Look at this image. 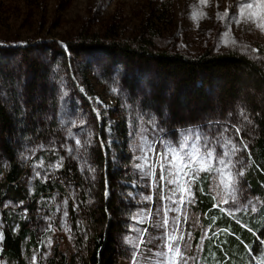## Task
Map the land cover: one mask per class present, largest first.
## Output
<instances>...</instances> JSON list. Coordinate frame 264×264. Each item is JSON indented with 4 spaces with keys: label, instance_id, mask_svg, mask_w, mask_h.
Instances as JSON below:
<instances>
[{
    "label": "rangeland",
    "instance_id": "374dc122",
    "mask_svg": "<svg viewBox=\"0 0 264 264\" xmlns=\"http://www.w3.org/2000/svg\"><path fill=\"white\" fill-rule=\"evenodd\" d=\"M234 3L235 0H203V2L202 0H0V69L9 67L19 75L15 65L22 56L13 54L11 50L6 51L4 47L18 45L17 41L27 37L31 38L29 42L31 44L43 39L47 43L63 45L66 40L72 43L74 49H78L82 42L81 34L90 35V32H94L101 35L102 28L106 27L116 32L119 40L115 41L130 43L132 38L142 34L140 26L148 19H153L154 24L150 23V28L142 35L151 38L157 49L179 51L191 57L203 51L234 52L264 64V32L255 25L232 24L228 36H223L228 29L217 18V13H223L225 9L230 13L235 11L232 7ZM44 12L45 17H42ZM233 40L237 46L233 47L231 43L226 46L225 42ZM54 43H49L52 49H56ZM84 43L86 47L82 51L67 52L66 55L70 56L67 62L69 70L59 79L58 110L55 115H46L45 128L33 137V146L39 154L33 171L42 175L44 179L45 176L53 178L61 184L63 192L53 193L51 202L55 210L52 214H37V222L33 223H36L40 244L34 245L31 236H28L23 243L21 256L25 264H33V257L36 258L35 264H37L39 257L50 256L55 247L70 256L73 253L72 245L64 230L63 219L64 213H68L71 209L78 220L88 224L92 230L96 229L97 220L89 214V201L81 197L83 193L81 177L88 174L90 182L98 185L96 174L101 170L96 163L100 161L102 155L104 165L111 164L112 167L123 170V179L119 181L129 187L122 196L128 206L126 213L120 215L125 225L123 230L114 236L119 251L116 264H132L134 250L131 245L125 243L124 238L138 236L137 232L131 231L133 227L149 229L148 243L142 248L140 259V264H147L143 256L149 255L148 248H153L155 251L154 245L160 242L158 238L162 230L155 226L158 219L155 215L151 222L146 221L144 224H137L133 216L141 209L148 208L155 213L157 208L169 203L164 198L171 195L170 189L174 186L159 181V167L156 168L155 184L150 178L141 179V173L135 168V164L140 161L133 159L134 156L140 155L138 145L142 142L141 138L146 136L148 141L155 142V147L160 152L166 151L169 146L176 147L184 143L186 138L189 144L196 143L197 135L202 140L209 141L217 152L221 151L220 145L231 141L240 149L236 159L244 161L245 172L248 161L244 145L248 147L247 137L251 133L250 126H253L252 118L249 117V109L242 105L241 99L229 105L225 103L227 100H223L219 91L207 85L204 89L213 92L211 95L208 93L211 97L209 104L203 106L193 101L188 105L180 104L175 98L179 93L175 79L159 73L155 63L141 61L135 54H123L120 49L109 52L89 41ZM253 48L258 51H252ZM139 73L141 79L137 82V89L151 91L154 96L163 87L169 88V92H174L168 109H165L164 116L167 120L162 118L161 121L159 117L158 120L155 117L153 120L144 118L141 120L139 116L138 118L136 115L133 116L130 105L125 101L128 92L124 80L127 77L135 79ZM198 81L197 79L195 82ZM1 95L4 96L2 89H0V97ZM165 99L168 100L167 95ZM157 104L152 102L153 106ZM94 110L102 114L101 120H97ZM235 124H239L238 128L245 136L238 138L236 133L233 134ZM154 125H158L155 131ZM165 125L171 126V132ZM132 132H135V135L130 136L129 133ZM77 139L82 143L87 142V148L78 147ZM109 140L112 141L111 146L102 149L101 141ZM85 159L96 169L94 173L86 170ZM102 172H104L103 166ZM93 175H96L94 180L91 179ZM203 175L208 176V192L215 202L219 203L226 194L214 187L219 182L218 178L214 180L209 173H200V178ZM133 182L136 183V187H133ZM197 182L192 186L194 201V188ZM180 183H184L183 178ZM239 187L241 191L238 204L220 203V205L226 211L237 207L258 211L262 198L258 193L251 191L244 175L239 178ZM181 194L182 191L177 192L176 199H179ZM146 195H151L152 201L145 202L143 197ZM195 205V202L190 203L182 209L186 214L187 222H184L182 216L180 228L185 233L186 239L187 233L192 234V239L189 241L191 247L185 254L194 259H190L188 264H204L200 260L201 251L197 250V245L207 228L202 225V215L196 210ZM2 209L0 207V233L4 228ZM160 215L162 216L163 212ZM174 215L176 213L170 212L169 218ZM0 264L13 263L5 256H1Z\"/></svg>",
    "mask_w": 264,
    "mask_h": 264
},
{
    "label": "trees",
    "instance_id": "16d2710c",
    "mask_svg": "<svg viewBox=\"0 0 264 264\" xmlns=\"http://www.w3.org/2000/svg\"><path fill=\"white\" fill-rule=\"evenodd\" d=\"M42 17H45V12ZM150 23L154 24L153 19L145 20L140 26L142 34L150 28ZM102 29L100 36L94 32H90V35L80 33L82 42L78 49H74L72 43L66 40L63 45L49 42L54 43L56 49H52L43 39L31 44L30 37L17 41L18 45L13 47H4L6 51L11 50L22 57L15 65L19 75L9 67L0 69V89L4 92V96L0 97V207L3 208L1 214L4 221L0 257L5 256L13 264H25L21 249L26 238L31 236L34 245L40 244L36 223H33L37 222V214H52L55 207L51 197L55 192H63L61 184L53 178L44 179L33 171L39 154L32 141L45 128L46 115H55L58 110L59 79L69 70L67 62L70 56L66 55L67 52L82 51L86 47L84 42L89 41L106 51L120 49L123 54H135L141 61L155 63L159 73L175 79L179 90L175 98L180 104L188 105L192 101L203 106L209 104L213 92L204 89L207 85L219 91L223 100H227L225 103L232 105L241 99L242 105L249 109L253 126H250L251 133L247 137L248 167L244 178L251 191L261 196L262 203L256 212L240 209L230 214L229 211L221 212V205L212 208L216 202L208 192V176L203 175V182L199 180L194 188L195 208L201 213L202 225L207 228L209 236L220 229L223 231L218 237H213L214 246H210L212 240L204 241L200 260L204 264H225L227 254L226 264H264V252L261 251L264 249L261 243L264 241V64L234 52L203 51L191 57L179 51L157 49L151 38H145L142 34L132 38L130 43L115 41L119 39L112 28ZM140 75L124 80L128 92L125 101L136 118L142 116L153 120L155 117L158 120L159 117L163 121L162 118H166L165 109L174 92L163 87L154 96L151 91L137 89ZM195 79L199 80L198 83ZM218 80L220 82L217 83ZM166 95L168 100L165 99ZM152 102L158 104L153 106ZM165 126L171 132V126ZM238 127L239 124L233 126V134L241 138L245 135ZM103 163L101 155L96 163L101 170L96 174L98 185L90 182L88 174L81 177V197L89 201V214L97 220L96 229L92 230L75 217L73 209L69 210L63 222L73 253L67 256L55 247L50 256L39 257L37 264L117 263L119 251L114 236L125 225L120 215L128 210L122 196L129 187L119 181L123 179V170ZM106 179L109 195L104 198ZM10 207L14 208L13 211ZM209 228L211 231H208ZM221 241L227 243L221 244ZM245 245L253 249L251 258ZM221 248L225 251H220Z\"/></svg>",
    "mask_w": 264,
    "mask_h": 264
},
{
    "label": "snow or ice",
    "instance_id": "6c2138e0",
    "mask_svg": "<svg viewBox=\"0 0 264 264\" xmlns=\"http://www.w3.org/2000/svg\"><path fill=\"white\" fill-rule=\"evenodd\" d=\"M203 2V0H202ZM235 11L229 12L225 9L223 13H217V18L224 23V27L228 29L223 33L224 37H227L231 31V25L236 24L237 26L241 23L253 24L256 28L264 32V0H235L232 5ZM226 46L231 43L233 47L237 46L233 40L231 42H225ZM252 51H258L253 48ZM115 90V89H114ZM96 111L97 120H101L102 114L98 110ZM142 120L143 117L141 116ZM151 123V120L149 121ZM158 129V125H154L153 130ZM110 131V129H108ZM163 131V129H159ZM226 131V130H225ZM239 133V129H237ZM130 136L135 135V132L129 133ZM223 135V133H221ZM187 139L184 143L177 145L176 147L169 146L166 151L160 152L155 147V142L148 141L146 136L141 138V143L138 145L140 155L134 156L133 159L140 161L135 164V168L141 173V179L150 178L152 183H156L155 175L156 168L160 169L159 181L163 184L166 182L174 187L170 189L171 195L165 197L169 203H165L162 208H157L155 213L151 208L147 210L141 209L138 214L133 216V219L137 224H144L146 221L151 222L153 215L158 217L156 220V227L162 230L161 236L158 238L159 243L154 245L153 248H148L149 255L143 256V259L147 264H188L190 259L194 257L187 256L185 253L189 247H191L189 241L192 239V234L187 233V239L185 233L180 228L181 217H184V222H187L186 214L182 212V209L190 203H194V193L192 192V186L200 180V173H209L215 180L218 178V184L214 185L218 190H222L226 195L219 203H214L212 208L220 207V203L234 205L238 204V197L241 191L239 187V178L244 173L243 165L244 161L236 159L237 152L240 149L235 143L226 141L220 145L221 151L217 152L216 148L207 140L197 135L195 137L196 143L189 144ZM243 143V142H241ZM112 141H101L100 147L104 149L106 146L110 147ZM76 145L81 148H87V142L82 143L81 140H76ZM245 150L247 145H244ZM71 151V149H69ZM83 159V157H81ZM86 170L94 173L96 169L90 165V162L84 160ZM239 166V167H238ZM59 167V165H57ZM167 174V175H166ZM39 175V173H37ZM47 177L45 176V179ZM183 178L184 183L181 184L180 180ZM91 179H95L93 175ZM203 181L201 180V183ZM105 198L108 197L109 191L107 187V179L105 180ZM136 183L133 182V187H136ZM179 199H176L177 192H181ZM203 191V189H201ZM186 194V196H185ZM219 195V192H218ZM145 202L152 201L151 195L143 197ZM175 205V207H173ZM239 207L234 210H228L230 214L233 211H239ZM211 211V210H209ZM220 211L224 212L226 209L220 207ZM163 212L161 216L160 213ZM174 212L176 215L169 218V213ZM65 217L67 212L64 213ZM214 223V221H213ZM51 228V225H49ZM131 231L137 232L138 236L128 237L126 236L125 243L129 244L133 248L132 264H140L141 250L148 243V228L137 229L131 228ZM211 231V228L208 229ZM212 232V236L205 232L200 237V242L197 245V250L202 251L205 240H212V245H215L213 237H218L220 232ZM231 234V233H230ZM238 238V237H237ZM0 240H3V233H0ZM227 243V241H221V244ZM243 243V241H241ZM264 244V241H261ZM247 253L250 258L253 256V249L249 245H245ZM220 251H225L223 248ZM264 252V249L261 250ZM227 256V254H226ZM225 256V264H226ZM35 257H33V264H35Z\"/></svg>",
    "mask_w": 264,
    "mask_h": 264
}]
</instances>
